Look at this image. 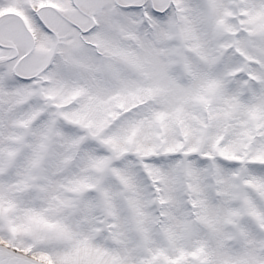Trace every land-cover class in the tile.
Segmentation results:
<instances>
[{"label": "snow or ice", "instance_id": "1", "mask_svg": "<svg viewBox=\"0 0 264 264\" xmlns=\"http://www.w3.org/2000/svg\"><path fill=\"white\" fill-rule=\"evenodd\" d=\"M0 264H264V0H0Z\"/></svg>", "mask_w": 264, "mask_h": 264}]
</instances>
